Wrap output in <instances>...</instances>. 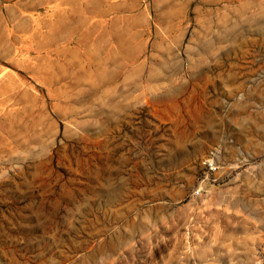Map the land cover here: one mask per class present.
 I'll list each match as a JSON object with an SVG mask.
<instances>
[{
  "label": "rangeland",
  "instance_id": "374dc122",
  "mask_svg": "<svg viewBox=\"0 0 264 264\" xmlns=\"http://www.w3.org/2000/svg\"><path fill=\"white\" fill-rule=\"evenodd\" d=\"M0 264H264V0H0Z\"/></svg>",
  "mask_w": 264,
  "mask_h": 264
},
{
  "label": "built area",
  "instance_id": "2783aa9c",
  "mask_svg": "<svg viewBox=\"0 0 264 264\" xmlns=\"http://www.w3.org/2000/svg\"><path fill=\"white\" fill-rule=\"evenodd\" d=\"M216 153L210 152L203 160L202 165L205 168L207 173H213L217 167L215 162Z\"/></svg>",
  "mask_w": 264,
  "mask_h": 264
}]
</instances>
